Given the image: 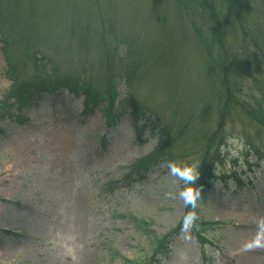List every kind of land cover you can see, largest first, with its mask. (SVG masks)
Returning a JSON list of instances; mask_svg holds the SVG:
<instances>
[{
  "label": "rangeland",
  "instance_id": "1",
  "mask_svg": "<svg viewBox=\"0 0 264 264\" xmlns=\"http://www.w3.org/2000/svg\"><path fill=\"white\" fill-rule=\"evenodd\" d=\"M0 3V264L139 261L189 213L195 217L192 226L173 238L169 258L157 264H264V241L245 250L264 221V164L249 176L255 189H225L212 180L209 188L198 186L194 208L179 196L191 185L166 166L202 161V138L218 126L217 101L224 89L193 31V22L202 26L197 15L178 12L174 0ZM217 5L233 66L227 77L238 79L240 105L232 104L225 118L223 163L216 174L240 175L247 162L256 164L254 149L263 151L264 159V128L242 107L261 99L254 85L262 80L261 55L246 35L258 37L264 50V10L256 0H217ZM34 56L51 59L63 76H83L97 90L112 84L118 100L140 103L149 114L144 119L128 114L109 128L101 107L87 115L84 98L66 90L26 108L6 109L10 67L29 80L37 71ZM121 64L128 70L124 78L115 69L106 75L108 66ZM130 70L137 79L133 84ZM152 113L176 129L186 115L193 122L176 143L174 160L159 161L127 186L122 182L133 166L162 142ZM201 223H217L204 234L206 245L194 234Z\"/></svg>",
  "mask_w": 264,
  "mask_h": 264
},
{
  "label": "trees",
  "instance_id": "2",
  "mask_svg": "<svg viewBox=\"0 0 264 264\" xmlns=\"http://www.w3.org/2000/svg\"><path fill=\"white\" fill-rule=\"evenodd\" d=\"M174 1L178 12L182 9L181 11L187 12L188 14L192 13L193 16L197 15V18L201 19L200 21L202 26L193 22L192 28L197 36V39L200 40L202 49L207 57V66L211 70L212 76L215 78L214 80H218L224 89L217 101L219 107L217 111V117L219 119L218 126L209 136H203L202 138L204 142L202 147H204L205 150L203 152L202 161H200L201 164L199 166L198 180L204 182L206 179L211 180L216 178L215 171L217 170L219 164L223 163L220 158L222 157L221 148L224 146L225 142L222 139L223 137H220L221 130L227 114L231 111V105H240V99L237 97V94L240 93L239 83L236 77L232 82L228 81L227 76H230L228 71L231 72L233 66L228 62V55L223 42V36H225V33L223 32L224 24L222 22L221 13L218 10L217 0H190V2L187 3L185 0ZM256 1L262 4V9L264 10V0ZM1 23L2 21L0 20V25ZM208 37H210V40ZM246 37L248 38L249 43L252 44L253 48L259 55H261L259 65L262 80L254 81L255 88H257L259 90V94H261V99L255 102L256 106L247 104L242 105V107L245 109L246 114L251 118V120L259 123V125L264 128V50L258 43V37H249L248 35H246ZM33 59L35 60L37 71L29 80L20 79V76L17 75L16 69L12 66L10 67L8 74L11 79L12 86L4 104L6 109L12 106H17L18 109L26 108L33 104L36 99H40L44 95L53 94L60 90H66L71 94H74L76 97L84 98L86 108L85 112H92L95 108L102 106V109L100 110L104 114L107 124L110 126L116 124L117 121L128 114L131 110V112L134 110L135 114L143 117L147 115L146 113L148 111L142 104L136 102L133 103L132 101H128L126 99V101L118 100L116 97L117 95L114 93L115 87L112 84H107L104 89L97 90L94 83L91 84L83 76L74 79L72 77L61 75L59 67H57L49 58L34 56ZM42 63L45 65H42ZM122 65L124 64H121L119 67L113 65L114 68L112 66H108L105 69L106 75L109 73L115 74V69L117 71L116 73H120L124 78L128 70L122 67ZM128 80L129 84H133L137 81L131 70L128 74ZM99 91H102L103 93H99ZM10 102H13V104H9ZM255 107L256 109H254ZM153 115L156 117L158 122L157 127L155 128L156 133L157 136L160 137V140L162 138V142L157 145L153 153L133 166L129 174H127L124 179L125 183L133 182L137 178H140L150 169L159 164V161L174 160L173 149L178 140L184 137L186 133L185 130L188 129L187 127H189V123L193 122V117L186 115V117L183 118L186 120L184 126H182V121L180 123V127H182V129H176L174 126L165 123L163 119L159 120L157 114ZM217 141H219V144H217ZM254 151L258 156H260L258 149H254ZM263 161L264 159L259 157L255 165H251L248 162L246 163V170L242 173V175L247 176L245 180L242 175H237L235 172L231 173L229 176L216 178L214 180L222 182L225 186L235 184L238 188L245 187L247 184H251L248 181L250 180L248 176L250 174H255L257 170H261ZM213 225L214 223H202V225L198 227L197 231L199 237L201 235L203 236L207 229H210ZM178 232L179 229L171 232L167 237H164L162 240L156 242L153 255L151 257L143 258L139 261L122 259V264H155L157 256L166 254L169 251L170 238Z\"/></svg>",
  "mask_w": 264,
  "mask_h": 264
},
{
  "label": "clouds",
  "instance_id": "3",
  "mask_svg": "<svg viewBox=\"0 0 264 264\" xmlns=\"http://www.w3.org/2000/svg\"><path fill=\"white\" fill-rule=\"evenodd\" d=\"M171 175L179 178L184 184L191 185L185 187L183 191L179 193L180 198L184 201L185 206H196L197 200L200 198V189L197 186V180L199 178V160L193 159L191 163H185L183 166H179L174 162H168L166 165ZM195 217L192 213L186 215L182 230L188 231L192 226ZM262 241H264V221L258 224L257 238L251 245H245V250H249L251 247H260Z\"/></svg>",
  "mask_w": 264,
  "mask_h": 264
},
{
  "label": "bare ground",
  "instance_id": "4",
  "mask_svg": "<svg viewBox=\"0 0 264 264\" xmlns=\"http://www.w3.org/2000/svg\"><path fill=\"white\" fill-rule=\"evenodd\" d=\"M41 112H42V115H46V114L48 113L47 110H42ZM45 124H46V123H45Z\"/></svg>",
  "mask_w": 264,
  "mask_h": 264
}]
</instances>
